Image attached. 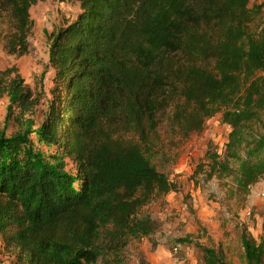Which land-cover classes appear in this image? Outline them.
I'll list each match as a JSON object with an SVG mask.
<instances>
[{
  "label": "trees",
  "instance_id": "obj_1",
  "mask_svg": "<svg viewBox=\"0 0 264 264\" xmlns=\"http://www.w3.org/2000/svg\"><path fill=\"white\" fill-rule=\"evenodd\" d=\"M38 1L0 0L14 20L11 52L27 51ZM75 1L51 39V96L32 131L53 151L0 136V234L22 264H121L128 241L155 230L139 213L176 188L150 158L167 109L186 138L217 113L230 127L225 159L214 155L209 171L237 161L244 192L264 175L263 2ZM12 71H0V95L28 128L32 94ZM238 227L246 264H264V241ZM204 252L207 264H226L220 248Z\"/></svg>",
  "mask_w": 264,
  "mask_h": 264
},
{
  "label": "rangeland",
  "instance_id": "obj_2",
  "mask_svg": "<svg viewBox=\"0 0 264 264\" xmlns=\"http://www.w3.org/2000/svg\"><path fill=\"white\" fill-rule=\"evenodd\" d=\"M262 2L250 0V5ZM0 7V71L12 69V75L18 74L34 102L26 114L29 126L23 128L8 116L11 95H0V136L32 137L35 147L47 155L53 148L37 143L32 131L38 128L51 96L52 36L76 16L78 3L42 0L34 4L29 9L27 51L20 55L8 49L14 20L3 3ZM169 113L167 109L161 116L158 154L150 158L176 188L141 209L139 216L150 217L156 228L149 236L128 241L120 252L121 264H207L204 249L217 248L226 264H246L238 225L243 223L257 242L264 241V199L252 195L263 185L264 175L244 192L236 182L237 161L230 159L227 171H209L214 155L217 161L225 159L230 127L221 122L220 113L188 138L171 127ZM22 257L17 248L5 245L0 234V264H22Z\"/></svg>",
  "mask_w": 264,
  "mask_h": 264
},
{
  "label": "built area",
  "instance_id": "obj_3",
  "mask_svg": "<svg viewBox=\"0 0 264 264\" xmlns=\"http://www.w3.org/2000/svg\"><path fill=\"white\" fill-rule=\"evenodd\" d=\"M252 195H255L259 199H264V183L261 187L252 190Z\"/></svg>",
  "mask_w": 264,
  "mask_h": 264
}]
</instances>
